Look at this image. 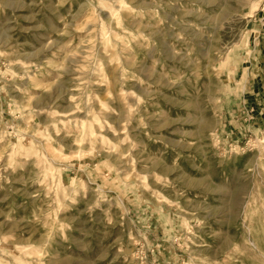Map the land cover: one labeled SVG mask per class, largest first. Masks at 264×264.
Returning <instances> with one entry per match:
<instances>
[{"label": "rangeland", "instance_id": "rangeland-1", "mask_svg": "<svg viewBox=\"0 0 264 264\" xmlns=\"http://www.w3.org/2000/svg\"><path fill=\"white\" fill-rule=\"evenodd\" d=\"M0 264H264V0H0Z\"/></svg>", "mask_w": 264, "mask_h": 264}, {"label": "bare ground", "instance_id": "bare-ground-1", "mask_svg": "<svg viewBox=\"0 0 264 264\" xmlns=\"http://www.w3.org/2000/svg\"><path fill=\"white\" fill-rule=\"evenodd\" d=\"M125 1V0H124ZM124 5H125V3L123 2V3H121V6H118V8L121 10V11H123V12H125L126 11V8L124 7ZM133 10V9H132ZM126 15H127V17L130 19V20H132V19H134V16H133V14L132 13H127L126 12ZM118 16V14L115 12V11H112L111 12V17H112V20H119V18L117 17ZM133 26V25H132ZM159 34H160V36L162 37V36H164L166 33H163L162 31H159ZM164 51H165V53H168L169 52V50L170 49H168V47L166 46V45H164ZM143 68V67H142ZM144 70H146L145 68H144ZM90 133V136L93 134V133H91V132H89Z\"/></svg>", "mask_w": 264, "mask_h": 264}]
</instances>
